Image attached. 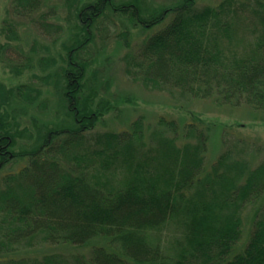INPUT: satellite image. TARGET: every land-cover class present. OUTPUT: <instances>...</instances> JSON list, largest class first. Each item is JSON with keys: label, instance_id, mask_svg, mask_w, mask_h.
<instances>
[{"label": "trees", "instance_id": "obj_1", "mask_svg": "<svg viewBox=\"0 0 264 264\" xmlns=\"http://www.w3.org/2000/svg\"><path fill=\"white\" fill-rule=\"evenodd\" d=\"M46 1L13 0V13L33 18ZM247 1L197 7L196 0H177L148 16L137 0H64L72 38L63 48V66L12 90L0 84V172L15 158L27 161L0 176V264H264V144L241 139L232 146L224 132L226 149L208 170L209 128L199 118L181 124L160 116L146 125L139 117L126 129L96 132L113 107L94 104L90 85L97 72L88 79L81 58L96 37L109 34L115 16L134 28L168 21L136 48L131 31L120 33L129 79L155 92L264 112V0ZM48 16L31 23L43 36L57 38L64 28L48 23ZM249 21L252 39L246 40L238 33ZM4 31L19 41L12 23L6 21ZM26 60L13 66L15 76L33 68L31 57ZM56 63L40 59L38 66L45 72ZM40 82L54 86L61 113L71 122L39 128L29 134L32 144L16 152L26 131L13 128L4 108L12 98L35 105ZM255 156L261 160L253 166ZM253 205L252 231L237 250L243 213ZM170 226L181 237L166 250L160 235ZM38 244L95 246L88 257L60 251L40 259L16 255Z\"/></svg>", "mask_w": 264, "mask_h": 264}, {"label": "rangeland", "instance_id": "obj_2", "mask_svg": "<svg viewBox=\"0 0 264 264\" xmlns=\"http://www.w3.org/2000/svg\"><path fill=\"white\" fill-rule=\"evenodd\" d=\"M13 0H0V84L12 90L19 85L33 83V76L45 77L54 74L57 69L63 66L66 53L64 46L69 44L72 38V30L66 21L67 10L64 0H47L44 2L42 11L35 14L33 18H21L13 13ZM131 1V0H118ZM142 2L143 9L148 16H152L163 7H168L177 3V0H137ZM223 0H196L197 7L215 6ZM248 2L247 0H239ZM248 11V10H246ZM249 13V12H248ZM248 13L246 15H248ZM41 14H47L48 23L62 26L64 31L60 36L45 37L32 25L31 19H38ZM14 25L19 41L9 40L4 31L5 23ZM164 24L146 29L143 27L134 28L125 17H114V24L109 34L96 37L86 51L81 52V58L88 65L87 78L90 79L97 72L94 84L90 85L93 90L94 104L104 101L112 108L96 126V132L120 131L128 128L131 122L139 117L145 119L146 125H153L160 116L168 120H177L181 124L190 123L193 119L199 118L205 126L209 128L210 141L206 158V167L209 170L218 157L226 149L223 144L222 135L232 146L237 140H245L252 145L260 146L264 144V112H258L251 107L241 105L239 107L220 106L214 100H195L189 97L181 98L177 92H155L148 90L141 83L135 82L125 74V63L123 57L127 53L123 42L119 40L120 33L126 30L131 31L130 44L133 48L142 45L150 39ZM250 21L245 28L238 33L243 38L249 40L251 34L248 33ZM241 29V28H240ZM56 38V39H55ZM7 47V48H3ZM10 47V48H9ZM9 48V49H8ZM32 48H36L33 53ZM4 49V50H3ZM31 57L33 68L26 69L17 77L13 73V66H23L26 60ZM40 59H55L57 61L54 68L42 71L38 66ZM50 70V71H49ZM36 87L42 91L39 101L33 105H27L12 98L13 100L4 108L8 114V122L14 129L25 132L17 138L15 151H20L21 147H29L33 140L29 134H36L41 127L55 128L63 123H70L64 113L60 110L59 97L53 85L44 86L40 82ZM44 104V106H41ZM4 111V112H5ZM26 129V130H25ZM236 145V144H235ZM234 145V146H235ZM251 150L253 148L251 147ZM235 151H239L235 147ZM263 157V156H262ZM256 166L261 157L255 156ZM27 164L26 160L13 159L4 165L0 176L14 173ZM256 205L248 206L243 213V239L237 250L245 246L253 227V216ZM180 233L173 227H167L160 235V243L166 250H171L176 245V240L180 239ZM105 241H98L96 245H104ZM108 244V243H107ZM106 244V245H107ZM95 244L83 248H72L62 246L50 248L48 245H35L28 249L23 248L16 255H27L30 258L40 259L43 255L54 251L65 254L89 256ZM116 248V245H108Z\"/></svg>", "mask_w": 264, "mask_h": 264}]
</instances>
